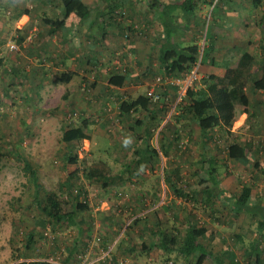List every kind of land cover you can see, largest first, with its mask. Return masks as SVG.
Masks as SVG:
<instances>
[{
    "label": "rangeland",
    "instance_id": "374dc122",
    "mask_svg": "<svg viewBox=\"0 0 264 264\" xmlns=\"http://www.w3.org/2000/svg\"><path fill=\"white\" fill-rule=\"evenodd\" d=\"M83 1L95 5L93 11H109L106 0ZM203 1L195 0L198 4L194 12L198 22L196 33L186 28L175 37L186 43L196 37L203 47L209 34L208 43L214 42L212 56L218 64L201 66L194 86L202 84L204 77L215 72L224 74L227 65L233 66L244 51L256 57L252 73L258 76V64L264 59V0H258V5L255 0ZM36 5L42 10V5L35 1L16 0L15 7H9V11L25 7L35 11ZM149 7L146 2H128L125 12H121L126 16V11H132L127 19L136 20L137 24L132 23L131 27L139 32L147 29L141 41L158 46H154L146 63L148 71H145L146 65L143 66L140 76L131 82L137 89L134 94L121 90L117 100L121 102L141 95L149 98L151 91L159 94L160 100H150L151 107L161 109L167 105L168 113L153 136L142 141L139 132L131 129L138 127L143 113L122 119L117 108L104 116L88 112L83 113V118L90 117L93 122L90 139L81 146L73 144V149L69 150L60 143L62 129L69 125L67 115L71 110L65 107L61 95L54 93L48 105L44 97L38 101L34 90L19 84L14 91L19 93L17 97L14 94L8 98L0 96V264H12L13 253L29 251L27 235L31 232L36 238L29 251L33 252L32 259L43 258L60 264H76L84 259L92 264H186L183 256L177 254L167 260L156 248L142 251L143 243H150L152 228L159 219L167 223V228L182 230L193 224L207 229L200 239L209 253L203 264H217L218 260L231 263L230 251L235 254L233 264L250 261L244 257L242 246L256 238L255 219L248 213L233 214L214 190L204 195L205 186L197 171L204 168L206 177L203 178L208 180L207 159H213L217 169L216 188L236 197L243 187L249 186L254 202L264 205V92H255L249 86L251 106H238L239 115L228 132L215 130L210 139L203 140L197 125L175 117L177 105L190 100L186 99L187 93L180 98V88L171 83L177 77L165 75L159 67L158 47L163 41L158 25L150 16L147 20L146 11H153ZM78 11H87V8L83 4ZM139 15H143L144 21ZM32 31L26 34L22 45L16 42L19 51L14 53L21 54L27 48L30 44L27 37ZM15 41L11 39L9 44ZM91 75L96 76L97 69ZM95 117L99 118L98 122ZM178 135L180 140H176ZM162 137L165 144H170L167 156L160 150ZM232 143L250 144L254 162L245 166L230 159L227 148ZM146 144L160 152L159 161L135 155V151L145 148ZM82 147L84 150L80 153ZM70 151L79 155L81 167L102 160L111 165V173L97 181H90L80 173L69 182L64 163ZM81 186L85 197L82 195L76 200L71 192L76 194ZM46 193L57 195L60 213L68 215L73 205L84 201H88L89 211L76 212L74 221L69 224L55 220H52L53 225L44 223L47 219L39 202ZM261 248L264 256V243Z\"/></svg>",
    "mask_w": 264,
    "mask_h": 264
},
{
    "label": "trees",
    "instance_id": "16d2710c",
    "mask_svg": "<svg viewBox=\"0 0 264 264\" xmlns=\"http://www.w3.org/2000/svg\"><path fill=\"white\" fill-rule=\"evenodd\" d=\"M83 2V0H62V6L67 14L71 15L84 4ZM128 2H146L147 5L150 4L149 8L153 9V11H161V13H157L162 23L160 35L163 41L159 54V64L165 75L182 77L198 61H200V67L203 65L217 66L218 63L212 56L215 50L214 42L208 43L210 42L209 34L206 36V43L203 47L197 43L196 37L187 44L181 43V39H175V36L181 35L184 30L181 25L182 18L198 8L195 0H106L109 11H125ZM204 2L206 3L207 0H204ZM254 3L258 5L259 1L255 0ZM176 11H181V14L177 15ZM255 64L256 57L249 51H244L233 66L227 65L223 75L211 74L204 77L202 84L188 90L186 99L190 101L177 105L178 115L175 116L177 120L182 118L197 125L200 136L205 141L210 139L215 130L228 132V127L236 121L239 115L238 106L244 108L251 106L252 101L247 93V88L251 86L255 92H264V59L258 64V76L252 73V68ZM118 111L119 117L122 119L131 117L134 113H143L144 117L138 122V127H131V129L137 130L139 135H141V139H147V137L153 136L162 125L163 117L168 113V106L164 105L161 109L152 108L150 99L141 95L135 99L130 97L121 102L119 101ZM80 121L75 125H65L62 129L60 143L68 147L69 150L73 149V144L76 143V145L81 146L85 140L90 139L89 131L92 122L90 117L80 119ZM179 136L176 140H180ZM251 147L250 144L241 145L240 143H232L227 148L228 157L245 166H249L254 162L250 151ZM169 148L170 144H165L164 137H162L160 150L164 156L168 155ZM135 155L140 156V158L148 156L154 162L159 161L161 157L158 150L151 149L147 144L145 148L137 149ZM207 160L209 161V168L206 173L210 178L208 180L203 178L206 177V174H203L204 168L197 171L199 178H201V184L205 186L204 195L208 194L210 190H214L217 193V198L223 201V203L228 204L233 214L248 213L255 219L256 238L252 239L250 244H244L242 249L244 250V257L250 260L248 264H263L264 256L261 244L264 243V205L260 202H254L252 188L249 186L243 187L240 195L236 197H232L221 188H216L218 187V181L216 180L217 169L213 159L208 158ZM82 163L85 165L84 161ZM151 164L153 165L154 163ZM64 166L69 182L78 178L80 173H83L90 181H97L101 178L105 179L111 173V165L102 160H96L91 165L81 167L79 155L77 153L73 154L72 151L67 154ZM26 167L30 169L29 164ZM169 185L173 186L171 182H169ZM83 190L81 186L76 194L71 192V195L76 200L82 195L85 197ZM39 205L43 209L47 219L44 223L48 222L50 225L54 224L52 220L65 221L69 224V222L74 221L73 217L76 215V212L89 211L88 201H84V203L78 202L76 205H73L72 211L68 215L67 213H60V211L58 212L59 203L57 195H50L48 193L44 195ZM44 223L43 225L45 226ZM166 224L161 219L156 222L155 228H152L153 235L151 241L149 244L143 243L142 251L149 252L153 248H156L168 257L167 260L173 254H177V256H183L187 262L186 264H203L209 253L200 239L207 233V229L189 224L186 228L178 230L167 228ZM239 238L240 241H244L243 237ZM27 240V249L31 251L36 243L34 232L27 235ZM131 250L134 252L136 248L133 247ZM29 251L17 254L13 253L12 264H57L48 259H32L33 252ZM228 255L232 257L230 261L233 264L236 260L234 258L235 254L230 251ZM37 257H39L38 254ZM28 258L32 260L27 261L26 259ZM217 264L226 263L218 260Z\"/></svg>",
    "mask_w": 264,
    "mask_h": 264
},
{
    "label": "crops",
    "instance_id": "0c3cea01",
    "mask_svg": "<svg viewBox=\"0 0 264 264\" xmlns=\"http://www.w3.org/2000/svg\"><path fill=\"white\" fill-rule=\"evenodd\" d=\"M15 1L0 0V96L8 98L14 94L17 97L19 93L14 91L21 84L34 90L38 101L44 97L48 104L56 93L61 95L70 112L104 116L109 110L118 109L117 96L121 90L134 94L137 89L131 82L140 76L141 68L158 45L141 41L147 29L139 32L131 27L132 23L137 24L136 20L127 19L132 11H126V16L121 13L125 11H93L95 5L83 2L87 11L77 10L68 15L62 0H32L41 4L42 10L36 5L35 11L26 7L9 11V7H15ZM31 6L33 8L34 4ZM194 12L180 20L184 29L196 33L198 22ZM157 13L161 11L145 14L160 30L162 23ZM175 13L179 15L181 11ZM139 18L144 19L143 15ZM32 30L36 33L35 39L21 54L9 49L11 39L22 45L24 37ZM180 42L187 44L184 39ZM162 45L158 47L159 54ZM147 68L148 64L145 71ZM95 69L97 75L93 76ZM215 73L223 74L222 71Z\"/></svg>",
    "mask_w": 264,
    "mask_h": 264
},
{
    "label": "built area",
    "instance_id": "2783aa9c",
    "mask_svg": "<svg viewBox=\"0 0 264 264\" xmlns=\"http://www.w3.org/2000/svg\"><path fill=\"white\" fill-rule=\"evenodd\" d=\"M34 39H35V31H32L30 33V35L27 37V41L29 43H32L34 41ZM9 48L12 51H19L16 41L13 42V43H10L9 44ZM199 68H200V61H198L192 67V69L188 73L183 75L182 77H177V78H173L172 79L171 83L176 85L177 87H179L180 90H181V94L179 95L180 98L185 96V94L188 92V90L194 87L196 81L199 78V73H198L199 72ZM158 81H161V78ZM149 96H150L149 99L154 101V102L160 100V98H161L160 95L155 93L154 91H151ZM83 117H84V114L82 112L72 111V112L68 113V115H67L68 119L67 120H68L69 124H72L74 121H78V120L82 119ZM94 119H95L96 122L99 121V118H97V117H95ZM83 150H84V148L82 147L81 150H80V153H82ZM52 262L60 264V263H58L56 261H52ZM76 264H92V262H87L84 259L81 262H78Z\"/></svg>",
    "mask_w": 264,
    "mask_h": 264
}]
</instances>
